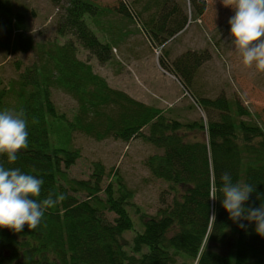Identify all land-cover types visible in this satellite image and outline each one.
<instances>
[{
    "label": "trees",
    "instance_id": "obj_1",
    "mask_svg": "<svg viewBox=\"0 0 264 264\" xmlns=\"http://www.w3.org/2000/svg\"><path fill=\"white\" fill-rule=\"evenodd\" d=\"M51 1L62 12L58 38L36 42L28 34L20 3L0 0V26L7 27L0 31V47L5 45L16 56L13 66L18 71L9 82L14 101L0 102V111H23L29 133V146L19 150L17 160L10 163L2 155L0 164L42 179L39 199L49 192L67 198L47 209L34 230L27 225L18 233L0 228V264H264V236L256 233L255 223L231 220L219 194L215 201L209 199L213 185L218 188L221 175L228 173L234 183L256 187L245 207L264 203V125L241 120V115L247 118L246 111L222 93L209 98L195 92L203 88L198 84L200 68L211 58L206 49L188 50L169 61L165 48L183 32L191 13H204L205 0H186L188 16L177 0H122L113 8L92 0ZM115 13L121 20L137 22L150 44L161 47L159 66L195 98L205 122L167 118L162 110L110 86L81 59L80 50L100 62L110 60L117 39L105 26L112 42L101 38L99 29L104 15ZM30 53L33 59L26 63L22 57ZM52 90L74 101L70 119L56 110ZM146 127L144 140L161 150L149 157L146 166L151 175L169 185L166 194L172 196L160 197L156 215L143 219V231L127 250L122 234L132 224L124 202L132 193L121 177L115 175L118 196L108 186L104 199L98 195L101 167L95 169L91 184L67 180L63 173L71 165L67 149L73 133L129 142ZM188 130L200 132L199 139L189 138ZM75 191L86 194L79 198ZM213 212L215 222L209 219Z\"/></svg>",
    "mask_w": 264,
    "mask_h": 264
},
{
    "label": "rangeland",
    "instance_id": "obj_2",
    "mask_svg": "<svg viewBox=\"0 0 264 264\" xmlns=\"http://www.w3.org/2000/svg\"><path fill=\"white\" fill-rule=\"evenodd\" d=\"M16 1L21 5L19 8L24 10L28 34L36 42L58 38L56 30L62 17V12L58 9L60 5H55L51 0ZM92 1L107 8L117 7L122 2V0ZM131 1L125 0L130 3ZM177 1L184 5L183 8L186 7L188 16L190 11L186 0ZM205 3L207 6L204 13L198 16L191 13L193 17L188 16V24L183 32L166 44L168 59L172 61L188 50L202 52L206 49L211 58L200 68L198 84H202L203 88L195 92L209 98H215L222 93L230 102L238 101L246 111L247 118L241 115L239 117L241 120L252 119L263 126L264 71L258 70L255 65L246 66L242 55L236 51L232 43L228 23L235 14L234 9L230 7L232 0H205ZM119 17L121 16L116 13L115 16L105 14L102 19L103 25L99 29L101 38L110 40L109 33L104 30L105 26L117 39L112 43L110 60L100 62L94 55L88 56L80 50L81 59L87 61L93 71L103 77L110 86L125 91L146 105L162 110L167 118L177 119L181 123L198 120L205 122L204 112L195 107V98L183 90L173 74L164 72L159 66L161 47L150 44L148 36L137 22L121 20ZM6 28L0 26V31ZM14 58L16 56L7 50L5 45H1L0 102L3 105L12 104L14 101L9 89V82L18 74L13 66ZM22 58L26 63H30L33 56L30 53ZM51 100L59 113L71 118L76 105L69 96L61 91L52 90ZM233 110L236 113V109ZM239 118L235 116V120L239 121ZM143 134L148 135L147 127L142 130L141 136L123 142L114 138L95 140L81 133H73L67 149L70 152L71 165L63 173L67 180L91 184L94 182L92 175L97 171L95 169L101 167L103 176L98 184L100 187L98 195L104 199L108 186L114 196H118L116 193L120 187L115 175L121 177L132 193L124 202L132 224L131 230L122 234L127 250L130 249L135 235L143 231V219L156 215L160 207V197L166 198L171 195L166 194L170 191L169 185L151 175L146 166L149 157L160 153L161 150L144 140L146 137ZM187 135L194 139L200 136V132L188 130ZM75 193L79 198H84L86 194L82 191ZM225 250L229 251V248L226 247ZM2 253L8 254V251L3 249Z\"/></svg>",
    "mask_w": 264,
    "mask_h": 264
},
{
    "label": "clouds",
    "instance_id": "obj_3",
    "mask_svg": "<svg viewBox=\"0 0 264 264\" xmlns=\"http://www.w3.org/2000/svg\"><path fill=\"white\" fill-rule=\"evenodd\" d=\"M230 7L235 11L228 23L236 51L242 55L246 66L255 65L264 71V0H232ZM28 135V120L23 111H0V156L6 155L10 163L15 162L19 150L29 146ZM220 180L218 188L213 185L209 199L215 201L217 194L222 196V207L231 220L255 223L256 233L264 236V203L259 207H245L256 187L234 183L228 173H223ZM43 183L42 179L23 173L19 168L7 169L0 164V228L18 233L27 225L34 230L47 209L67 198L63 193L49 192L45 198L39 199ZM209 219L215 222L214 212ZM239 226L245 227L243 223Z\"/></svg>",
    "mask_w": 264,
    "mask_h": 264
}]
</instances>
